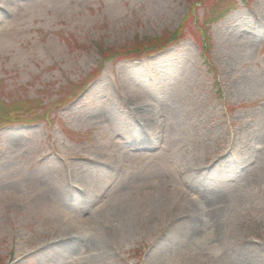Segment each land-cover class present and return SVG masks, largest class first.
<instances>
[{
	"label": "rangeland",
	"instance_id": "rangeland-1",
	"mask_svg": "<svg viewBox=\"0 0 264 264\" xmlns=\"http://www.w3.org/2000/svg\"><path fill=\"white\" fill-rule=\"evenodd\" d=\"M231 1L0 0V264H264V0Z\"/></svg>",
	"mask_w": 264,
	"mask_h": 264
},
{
	"label": "trees",
	"instance_id": "trees-1",
	"mask_svg": "<svg viewBox=\"0 0 264 264\" xmlns=\"http://www.w3.org/2000/svg\"><path fill=\"white\" fill-rule=\"evenodd\" d=\"M193 1V0H190ZM230 1V3H228ZM194 3V2H193ZM236 7V4L233 3L231 0H221V2L218 4V9L211 14L212 17L211 22L220 20L224 18L228 13H230L234 8ZM179 34V32L177 33ZM175 34V32L165 35L163 38L158 37V39L155 41L158 42L157 44H153V39L149 40H139L136 41L130 49H113L112 47H106L107 49L103 50L104 54L108 57H114L115 54H119L120 56H136V57H143V56H150L151 53H160L162 50L168 49L170 46H172L178 39L179 35ZM156 39V38H155Z\"/></svg>",
	"mask_w": 264,
	"mask_h": 264
},
{
	"label": "bare ground",
	"instance_id": "bare-ground-1",
	"mask_svg": "<svg viewBox=\"0 0 264 264\" xmlns=\"http://www.w3.org/2000/svg\"><path fill=\"white\" fill-rule=\"evenodd\" d=\"M141 135H143V133H140ZM125 208H127V209H129L130 208V206L129 207H126L125 206ZM94 220V219H93ZM121 222L122 223H127V221H126V218L125 217H122V220H121ZM94 223V222H93ZM90 224L89 226V229L91 230V234L95 237L98 233H100V231L98 230V228L95 226V223L94 224ZM183 228H184V225L182 226ZM178 232H182V228L181 229H179V231Z\"/></svg>",
	"mask_w": 264,
	"mask_h": 264
}]
</instances>
